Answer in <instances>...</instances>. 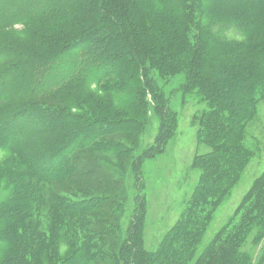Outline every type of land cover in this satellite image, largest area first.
I'll return each mask as SVG.
<instances>
[{
  "label": "trees",
  "instance_id": "1",
  "mask_svg": "<svg viewBox=\"0 0 264 264\" xmlns=\"http://www.w3.org/2000/svg\"><path fill=\"white\" fill-rule=\"evenodd\" d=\"M32 7L29 19L38 20L23 31L26 38L21 46L0 47V62L12 60L0 70V102L5 106L0 111V147L5 159L29 168L24 182L20 174L12 181L15 192L5 201L28 205L10 214V205L3 206L7 218L25 223L21 230L12 227L15 237L39 236L30 212L40 205L46 185L88 178L90 173L78 168V150L92 149L119 161L126 159L130 150L120 138L138 134L145 106L139 94L149 90L157 102L162 98L154 68L159 75L164 70H186L187 83H204L205 92H214L215 97L223 95L230 83L235 87L264 83V0H54ZM229 28L235 29L236 35H224ZM146 33L151 34L150 42L144 40ZM73 51L77 53L69 56L67 75L50 85L48 75L57 58ZM92 74L105 92L126 95L116 108L128 114H115L106 108L107 99L89 92L86 80ZM40 97L45 99L43 105L25 103ZM80 103L91 116L71 114L70 108ZM17 120H22L23 127L14 125ZM78 125L83 126L76 130ZM107 200V196L89 195L73 203L75 223L81 227L99 224L101 216L111 215V209L105 212ZM249 209H257L260 215L264 212V173L242 200L241 211ZM85 212H100L101 216L88 219ZM223 230L199 249L202 229L175 228L154 257L142 255L135 242L121 244V263L250 264L242 262L238 251L249 226L240 239L230 231L222 235ZM88 247L98 246L84 242L67 260L87 262L93 258Z\"/></svg>",
  "mask_w": 264,
  "mask_h": 264
},
{
  "label": "rangeland",
  "instance_id": "2",
  "mask_svg": "<svg viewBox=\"0 0 264 264\" xmlns=\"http://www.w3.org/2000/svg\"><path fill=\"white\" fill-rule=\"evenodd\" d=\"M52 1L0 0V47L21 46L26 38L23 31L38 20L29 19L32 6ZM224 35L233 37L236 30L229 28ZM143 37L150 42L151 34ZM75 53L57 58L48 75L50 85L64 79L70 67L69 56ZM11 61H1L0 70ZM153 72L162 98L157 102L149 90L139 94L145 106L138 134L120 138L130 150L129 156L119 161L114 155L92 149L78 150V168L90 174L88 178L79 176L74 181L45 186L40 205L30 212L38 225L36 239L31 235L15 237L12 227L21 230L25 223L7 218L3 212V206L10 205L5 204L7 197L15 192L11 190L12 181L20 174L24 182L29 168L25 163L5 159L0 147V264H79L67 258L76 254L84 242L98 247H88L93 258L82 264H122L121 244L131 246L135 242L142 255L154 257L169 233L185 225L202 229L199 249L221 229L222 235L230 231L240 239L248 225L245 242L238 248L242 262L264 264V212L241 211L243 198L264 173V83L237 87L230 83L223 95L215 97L214 92H205L204 83H187L186 70H164L159 75L154 68ZM86 85L91 94L107 99L108 110L128 114L116 108L118 101L126 97L124 93L105 92L94 74ZM44 100L40 97L25 103L43 105ZM1 102L0 111L5 109ZM81 107L82 103L70 108L71 114L82 118L92 115ZM160 115L167 127H163ZM16 124L24 125L22 120ZM5 127L10 129L11 125ZM89 195L110 198L105 203V212L112 210L109 222L100 212H85L88 219L101 216L99 224L81 227L75 223L72 204ZM26 205H10L9 214Z\"/></svg>",
  "mask_w": 264,
  "mask_h": 264
}]
</instances>
